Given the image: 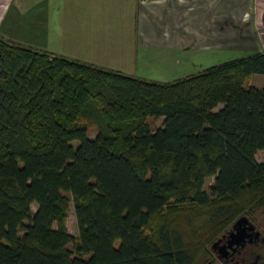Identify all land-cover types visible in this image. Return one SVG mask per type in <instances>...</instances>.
<instances>
[{
	"label": "trees",
	"instance_id": "1",
	"mask_svg": "<svg viewBox=\"0 0 264 264\" xmlns=\"http://www.w3.org/2000/svg\"><path fill=\"white\" fill-rule=\"evenodd\" d=\"M253 74L264 53L154 83L0 38V264H192L173 218L205 208L212 246L264 206Z\"/></svg>",
	"mask_w": 264,
	"mask_h": 264
},
{
	"label": "crops",
	"instance_id": "2",
	"mask_svg": "<svg viewBox=\"0 0 264 264\" xmlns=\"http://www.w3.org/2000/svg\"><path fill=\"white\" fill-rule=\"evenodd\" d=\"M61 9L72 14L79 9L94 24L118 15L115 25H121L122 38H116L113 52L119 54L127 44L135 48L126 58L132 72L150 64L171 72L181 64V73H195L193 66H200L198 72L212 67L200 64L201 55L211 60L208 57L217 51L240 57L264 53V0H62ZM25 10L22 0H0L1 39L13 43V21L5 25L6 18L9 12ZM34 49L51 55L57 51Z\"/></svg>",
	"mask_w": 264,
	"mask_h": 264
},
{
	"label": "rangeland",
	"instance_id": "3",
	"mask_svg": "<svg viewBox=\"0 0 264 264\" xmlns=\"http://www.w3.org/2000/svg\"><path fill=\"white\" fill-rule=\"evenodd\" d=\"M26 10L18 15L8 13L6 24L13 21L12 41L20 44L24 48L38 51L34 48H44L57 50L56 56L68 60L78 61L95 67L121 72L131 77H136L154 83H172L187 75L197 74L200 66H193L197 72L181 73L182 65L172 66L171 72L156 70L153 64L143 65L139 72H132V66L128 64L126 58L130 57L134 50L131 44H127L118 54L113 52L116 38H122L121 25H115L119 17L108 15L105 21L94 24L92 20L86 21L81 10H75L74 14L64 9L60 11L62 0H22ZM117 17V18H116ZM105 25V27H104ZM113 37V38H112ZM49 47V48H45ZM119 50V48L117 47ZM122 52V53H121ZM225 55V57H224ZM227 55V56H226ZM235 52H215L206 56L196 57L203 60L200 64L206 67L222 63L230 59L239 58ZM214 60V62L212 61ZM198 61V60H197ZM192 71L193 68L189 67ZM144 70V71H143ZM123 71V72H122ZM248 86H264V75L253 74L250 76ZM151 127L156 129L161 127L162 119L151 120ZM95 128L89 129V137L94 138ZM257 162L264 160V151L256 155ZM213 183V178L205 181L204 188L208 191ZM36 205L31 206L32 212ZM251 221L264 234V206L254 209L247 213ZM173 228L182 234L184 247L193 257L192 264H220L211 251V243L225 228L221 224L210 223L205 208H195L184 211L183 214L176 216L170 222ZM66 228L68 233L74 238L78 237V229L75 221L73 204L70 201L66 212ZM220 228V229H219ZM218 229V231H217ZM147 234H150L146 231Z\"/></svg>",
	"mask_w": 264,
	"mask_h": 264
},
{
	"label": "flooded vegetation",
	"instance_id": "4",
	"mask_svg": "<svg viewBox=\"0 0 264 264\" xmlns=\"http://www.w3.org/2000/svg\"><path fill=\"white\" fill-rule=\"evenodd\" d=\"M244 235L238 240H229L230 230L219 238L211 251L220 264H264V234L248 216L244 215ZM247 224V225H246Z\"/></svg>",
	"mask_w": 264,
	"mask_h": 264
},
{
	"label": "water",
	"instance_id": "5",
	"mask_svg": "<svg viewBox=\"0 0 264 264\" xmlns=\"http://www.w3.org/2000/svg\"><path fill=\"white\" fill-rule=\"evenodd\" d=\"M244 222L246 223V219L244 217H240L239 219H237L234 222V224L232 225V230L228 234L229 240L234 239V240L238 241L244 235ZM218 242H219V239L216 240L212 244L211 247H215V245L218 244Z\"/></svg>",
	"mask_w": 264,
	"mask_h": 264
}]
</instances>
